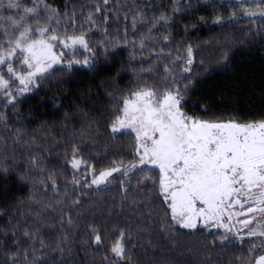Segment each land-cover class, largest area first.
I'll list each match as a JSON object with an SVG mask.
<instances>
[{"label":"trees","instance_id":"obj_1","mask_svg":"<svg viewBox=\"0 0 264 264\" xmlns=\"http://www.w3.org/2000/svg\"><path fill=\"white\" fill-rule=\"evenodd\" d=\"M18 2L21 8L10 9L9 0H0V40L14 29L9 16L19 20L24 7L36 6L39 25L28 16L29 27L47 24L61 34L83 32L91 51L76 47V54L72 50L64 59L81 63L51 68L26 92L0 66L12 93L0 94V168L8 169L0 171V264L255 263L264 254L258 239L175 225L157 167H139L101 187L88 181L139 161L135 135L113 133L110 127L122 98L137 86L160 93L179 90L181 110L200 120L264 118V21L244 15L260 7L259 1ZM51 9L56 14L49 21ZM85 56L90 68L83 66ZM74 150L75 159L86 162L78 169L71 164ZM121 233L123 259L111 251Z\"/></svg>","mask_w":264,"mask_h":264},{"label":"snow or ice","instance_id":"obj_2","mask_svg":"<svg viewBox=\"0 0 264 264\" xmlns=\"http://www.w3.org/2000/svg\"><path fill=\"white\" fill-rule=\"evenodd\" d=\"M108 2L104 0L105 4ZM43 3L44 0H40V4ZM33 4H36V0H33ZM260 6L264 8V0H261ZM7 7L19 9L22 5L18 0H9ZM23 11L24 15L19 20L11 16L7 18L16 32L5 31L6 38L0 40V66H6L9 77H14L23 86L19 91L26 92L30 84L37 83L35 77L42 76L54 64L63 61L67 53L61 50L56 54L54 49L58 45H62L63 49H72L73 55L76 54L77 45L85 52L91 49L83 32L79 35L61 34L57 27L45 24L37 27L33 34L26 21L28 16H32L39 25V9L36 6L24 7ZM97 11L100 9L97 8ZM54 14L56 10L51 9L47 19L50 21ZM244 15L249 18L258 15L264 21V10L258 13L246 10ZM161 19L166 21L168 18ZM88 21H92L91 16ZM214 22L221 21L217 18ZM72 24L75 25L74 19ZM187 55V64L191 65V47L187 49ZM14 59L18 64L10 63ZM79 63L80 60H69L68 67ZM91 64L92 61L85 56L83 66L90 68ZM20 66H26L27 71L22 72ZM189 70L187 67L184 69L185 72ZM10 87L9 79L0 76V94L7 92L11 96ZM182 100L183 94L179 90L167 89L160 93L154 87L137 86L129 96L122 98V106L110 125L111 130L113 133L125 129L134 132L135 155L139 156V163L159 168L161 195L171 210L175 225L183 229H196L198 223L202 222L201 226L205 228L218 227L235 233L231 226L232 217L245 213L231 209L234 205L242 209L248 205L246 211L253 215L240 223L248 227L257 220L258 215L256 226L249 228L247 234L249 237H264V118L245 122L236 118L227 122H209L184 113L181 110ZM72 155L73 168L78 169L82 163H86L75 159V150ZM119 163L123 164L122 161ZM32 164L33 167L37 166L35 159ZM133 167L136 165L133 164ZM0 171L7 173L8 169L0 168ZM118 171L120 167L116 166L101 171L98 176H93L91 183L97 186L111 183L108 178ZM123 174L128 175L127 169ZM19 179L23 180L24 177L20 176ZM224 216L228 217V223L223 222ZM223 239H227V236ZM123 240L121 233L111 249L120 259L124 258L125 252ZM95 242L101 243L100 235L95 236ZM256 264H264V255L257 258Z\"/></svg>","mask_w":264,"mask_h":264},{"label":"rangeland","instance_id":"obj_3","mask_svg":"<svg viewBox=\"0 0 264 264\" xmlns=\"http://www.w3.org/2000/svg\"><path fill=\"white\" fill-rule=\"evenodd\" d=\"M256 1H259V3H261V0H256ZM262 10H264V8H261V6L260 7H254V8H252L251 10H248V11H250V12H260V11H262ZM258 16V15H257ZM31 28V30L33 31V34H35V29H33V27H30ZM10 32L9 33H15L16 32V29L14 28V29H11V30H9ZM10 38V37H9ZM76 47H80L79 45H77ZM61 50H63V51H65L66 53H70V51H72V49H63V46L62 45H58L57 46V48H55L54 49V52L56 53V54H59V52L61 51ZM65 58V57H64ZM14 61V60H13ZM13 61H11V62H13ZM64 64H68V62H66L65 61V59H63V61L61 62V63H59V64H54L53 66H52V68L53 67H55V66H61V65H64ZM24 67H26V66H24ZM50 70V69H49ZM27 71V67H26V70H25V72ZM121 131H129V132H132L130 129H125V130H121ZM120 131V132H121ZM134 135H135V133L134 132H132ZM157 138H158V134H157ZM150 143V142H149ZM136 165V167H133V164L132 165H128V166H125V167H120V171H118V172H114L113 173V175L112 176H110L109 178H108V180H110L111 181V179L114 177V176H118V175H124L123 173H124V171H125V169H127V171H128V175L130 174V173H132L134 170H136L137 168H139V167H142V166H153V165H151V164H140L139 163V161L135 164ZM82 166V164L79 166V168ZM155 167V166H154ZM158 168V167H157ZM77 169V168H76ZM99 175V173L98 174H96V176H98ZM92 179H93V176H91L90 178H89V181H88V185L89 186H92V187H101V186H104V185H107V184H109V183H107V182H105V183H103V184H101V185H99V186H97V185H94V184H92L91 183V181H92ZM163 196V195H162ZM163 198H164V196H163ZM247 207H248V205H245L244 206V208L242 209V208H240V206L239 205H234L233 206V209H231V211H235V212H237V213H239V212H244L245 213V215H236V216H233L232 217V220H231V226L236 230L235 231V233H233V234H235L236 236H238V237H245V238H250L251 240H256V239H258L259 240V242L256 244V245H258V246H262V244H263V248H264V243H262V242H264V237H262V236H254V237H249L248 236V230H249V228H252V227H255L256 226V224H257V222H258V220H259V216L257 215V220H254L253 222H252V224H250V225H248V227H244L241 223H240V221H243V220H245L246 218L247 219H250L251 217H252V215L253 214H251V213H247ZM171 211V210H170ZM223 222H225V223H228V217L227 216H224L223 217ZM201 224H202V222L201 223H198V226H197V228H205V227H203V226H201ZM196 228V229H197ZM185 230H189V231H193V230H195V229H185ZM208 230H220V231H223V232H226L225 231V229L224 228H218V227H209L208 228ZM256 250V249H255ZM263 251H264V249H262ZM264 255V254H263ZM253 264H256V261H255V263H253Z\"/></svg>","mask_w":264,"mask_h":264}]
</instances>
